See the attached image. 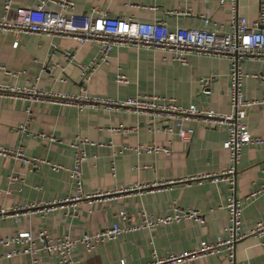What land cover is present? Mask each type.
<instances>
[{
    "label": "crops",
    "instance_id": "0c3cea01",
    "mask_svg": "<svg viewBox=\"0 0 264 264\" xmlns=\"http://www.w3.org/2000/svg\"><path fill=\"white\" fill-rule=\"evenodd\" d=\"M72 11L86 12L92 5L109 15L136 21L163 20L171 27H201L224 34L230 30L232 0H73ZM39 0H11L12 6L34 7ZM264 0H236L237 12L248 21L254 20ZM4 0H0V17ZM45 8L57 10L59 5L46 0ZM18 40L17 44H13ZM99 42L46 33L19 32L0 29V83L35 86L42 90L87 94L123 99L136 93H157L174 97L182 105L196 103L218 111H229L230 59L217 55L190 53L185 63L163 58L160 48L140 46L133 42L117 43L110 51L108 64L96 67L86 81L81 76V64L88 63L98 52ZM120 68L127 83H117L114 74ZM245 75L243 91L248 99L264 96V59L241 62ZM211 76L209 93L203 91L200 78ZM31 107L27 131L17 128L25 121L26 106ZM253 135H264V104H252L244 117ZM149 115L136 113L122 106L88 102L82 108L71 104L30 101L24 97L0 96V146L20 144L28 155L44 156L52 162L71 166L76 135L87 137V156L81 163L83 189H114L136 180L174 179L171 184L141 193L113 195L104 200L82 199L75 215L63 208L33 212L18 216L0 215V236L28 229H41L53 237L78 236L94 232L117 222L122 228L114 238L99 242L87 250L77 244L72 250L76 264L144 263L152 252L160 256L191 249L201 239L226 235L229 223L225 204L231 194L226 180L209 177L191 179L203 172L219 173L228 164V151L223 142L228 130L223 125L190 122L194 126L188 142L175 134L154 127ZM40 133H52L49 140ZM158 143L170 147V153H136L138 143ZM113 167V168H112ZM264 167V142L247 143L235 174V194L242 201L240 229L247 233L235 241L233 256L226 251L192 259L190 264H264V234L249 233L256 221L264 217V194L244 198L261 182ZM16 174L10 184L8 175ZM75 191V181L67 169H52L43 164L38 169L11 156L0 155V207H12L31 201H47ZM199 210L204 222L191 219L152 227L139 225V210L151 216L171 212L172 204ZM125 210L128 217L118 215ZM7 247L0 245V264H23L29 254L4 257ZM38 264H54L56 253L40 250ZM182 264V263H178Z\"/></svg>",
    "mask_w": 264,
    "mask_h": 264
},
{
    "label": "built area",
    "instance_id": "2783aa9c",
    "mask_svg": "<svg viewBox=\"0 0 264 264\" xmlns=\"http://www.w3.org/2000/svg\"><path fill=\"white\" fill-rule=\"evenodd\" d=\"M59 5L57 10L45 8L46 0H39L34 7L12 6L11 0H4L3 13L0 17V29H13L19 32L46 33L49 35H62L76 39L79 43L87 40L99 42L100 46L96 55L86 64H81V76L88 81L96 67L109 63L110 51L117 43L133 42L140 46L160 48L164 59L185 63L190 53L217 55L230 59L229 69V97L230 109L223 112L196 103L187 105L179 104L174 97L163 96L157 93H136L123 99L111 97L91 96L87 94H72L61 91L42 90L35 86H16L0 83V96L24 97L30 101H48L60 104H71L82 108L88 102H101L109 106H122L136 113L150 116L151 122L163 121L154 130H162L175 134L179 140L190 141L194 126L190 122H202L209 125H223L228 130V136L223 142V147L228 151V164L219 173L203 172L191 176V179L209 177L214 181L226 180L229 183L231 194L225 204L228 211L229 223L225 226L226 235L217 234L214 239H201L191 249L180 253L158 255L152 252V259L137 264H190L192 259L207 254H218L226 251L228 256H233L235 241L245 236L240 229L242 201L235 194V174L237 163L241 156L244 144H260L264 142V135H253L244 121L248 108L252 104H264V96L256 99L245 97L243 80L245 72L241 62L245 59H264V3H261L257 17L248 21L245 15L237 12L236 0H232V18L230 30L219 34L215 30L199 27L175 26L171 27L166 21H136L120 16L109 15L98 6L92 5L86 12L77 14L72 11L73 0H53ZM15 40L13 44H17ZM211 76H203L200 81L203 91L209 93L208 83ZM117 83H127V75L117 68L114 74ZM25 121L17 128L27 131L31 107L25 108ZM41 136L56 140L52 133H40ZM87 137L76 135L71 142L74 147V161L71 166L52 162L44 156L28 155L20 144L0 146V155L11 156L18 159L28 169H38L43 164H48L52 169H67L75 181V191L63 197H55L47 201H31L16 204L12 207H0V215L12 216L18 219L20 215L33 212H47L54 208H63L66 213L75 215L77 202L82 199L104 200L113 195L141 193L148 189L160 188L171 184L174 179H152L147 181L136 180L130 184H121L114 189L100 188L94 191L83 189L81 163L86 158L85 145L89 143ZM136 153H170L167 145L158 143H138L133 146ZM113 168V167H112ZM261 182L244 198L264 194V167L261 169ZM8 183L17 179L16 174L7 177ZM118 215L127 218L125 210H119ZM142 221L139 225L152 227L157 224H166L181 219H191L204 222V215L192 207H181L172 204V210L166 214L151 216L146 210L138 211ZM117 222L94 232H83L78 236L64 235L53 237L45 229L32 233L28 229L16 233L0 236V245L7 247L4 257L18 254H29V259L23 264H38L37 253L42 250L56 253L58 260L54 264H76L72 257V250L81 244L87 250L93 249L99 242L114 238L123 231ZM249 233L264 234V217L258 219ZM120 264H125V259H120ZM98 264H106L100 262ZM234 264H243L237 262Z\"/></svg>",
    "mask_w": 264,
    "mask_h": 264
}]
</instances>
